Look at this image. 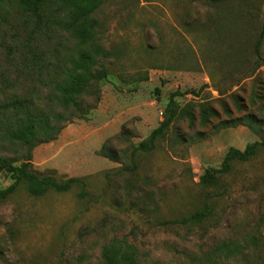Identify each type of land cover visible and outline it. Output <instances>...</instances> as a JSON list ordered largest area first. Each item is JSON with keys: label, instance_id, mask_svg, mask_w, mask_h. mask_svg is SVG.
<instances>
[{"label": "rangeland", "instance_id": "obj_1", "mask_svg": "<svg viewBox=\"0 0 264 264\" xmlns=\"http://www.w3.org/2000/svg\"><path fill=\"white\" fill-rule=\"evenodd\" d=\"M97 1L96 34L83 44L0 3V99L30 98L60 128L40 136L31 168L85 181L40 195L22 185L1 201L0 264H106L126 242L139 264H264V147L218 187L203 181L231 148L264 140V0ZM81 48L101 79L65 107L54 85ZM176 91L171 110L194 120H174L153 151H137ZM202 103L215 111L206 124ZM27 149L0 130V156L19 165ZM11 175L0 171V189Z\"/></svg>", "mask_w": 264, "mask_h": 264}, {"label": "trees", "instance_id": "obj_2", "mask_svg": "<svg viewBox=\"0 0 264 264\" xmlns=\"http://www.w3.org/2000/svg\"><path fill=\"white\" fill-rule=\"evenodd\" d=\"M4 1L16 3L25 11L31 12L37 26L42 22L54 25L61 31L76 37L81 44L92 41L96 34L97 20L92 15L99 5L97 0H0V3ZM263 38L264 30L261 31L255 45L257 54H259ZM96 63L97 59L91 50L83 48L78 50L77 58L73 60V67L55 82L53 97L59 104L65 107L78 105L79 96L92 92L93 88L96 89L94 81L101 79L99 71L91 70ZM85 71L91 72L85 76ZM178 94V91L171 93L167 107L170 114L151 132L148 138L138 144L137 151H153L158 139L164 137L174 120L180 117L188 118L190 122L194 120V116L189 110H184L181 115H178V110H171L176 106L174 98ZM200 107L202 121L206 124L210 117L215 115V111L205 103L200 104ZM0 130L4 131L10 139L28 145L26 156L19 165H15L13 159L0 156V171L11 172L13 179V183L9 187L0 189V202L12 196L22 185H27L29 192L35 195H40L49 189L57 192L68 191L74 184L85 186L83 178L72 177L65 181H58L53 176H39L31 168V151L37 144L45 140L40 136L45 135L52 140L60 132V128L48 116L40 114L32 99L21 95H15L9 100L0 99ZM262 147H264V140L248 145L245 150L231 148L225 155L221 168L208 170L203 181L218 187L222 175L232 171L234 162L248 161ZM109 157L112 160H117L114 154ZM79 196H85V192L81 191ZM209 213L210 210L198 212L193 214L191 219L200 221ZM189 220L182 219L175 222L186 224ZM106 260V264H139L136 249L127 242L123 247L108 254Z\"/></svg>", "mask_w": 264, "mask_h": 264}]
</instances>
